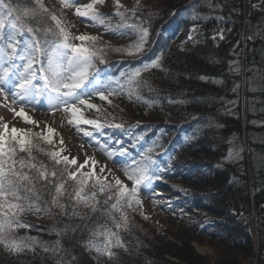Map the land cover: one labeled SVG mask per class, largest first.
Masks as SVG:
<instances>
[{
	"label": "trees",
	"instance_id": "16d2710c",
	"mask_svg": "<svg viewBox=\"0 0 264 264\" xmlns=\"http://www.w3.org/2000/svg\"><path fill=\"white\" fill-rule=\"evenodd\" d=\"M121 1L114 15L125 29L108 31L117 36L111 39L120 40L119 45H102L91 70L106 84L108 96V100L91 96L106 102L104 106L94 103L104 112L92 119L106 125L101 130L93 126L97 140L117 153L123 148L127 167H147L157 183L177 193L175 199L184 209H207L211 216L195 218L202 221L200 232L242 250L251 262L264 264V0L250 2L248 21L244 0ZM5 3L18 10L38 8L36 0ZM41 3L60 16L69 7L60 0ZM22 23L56 31L54 22L39 12L35 19L22 16ZM131 24L147 29L140 51L132 46L141 43L143 34L139 27L126 26ZM195 25L201 29L194 39L189 31ZM223 30L228 37L222 36ZM40 38L56 40L51 33ZM22 39L28 40L29 34ZM158 57L159 67L142 71L140 83H126L128 74ZM41 62L47 63L46 58L41 57ZM116 81L123 90L109 95ZM114 124L123 127L107 126ZM3 125L0 120V131ZM33 140L45 150L33 151L39 161L49 168L64 167L54 165L46 155L54 151L53 142L40 136ZM98 199L96 212L79 207V215H62L53 207L51 213L23 214L21 222L30 227L17 228L10 238L35 237L36 241H29L30 247L19 253L0 244V264H242L231 256L209 260L188 238L157 240L142 224L140 204L124 209L127 228L117 229L113 218L120 221L121 213L111 210L115 201L105 205L104 195ZM65 225L67 233L58 235ZM105 229L117 231L125 245L112 248L116 253L112 259L96 250L106 238L93 232Z\"/></svg>",
	"mask_w": 264,
	"mask_h": 264
},
{
	"label": "snow or ice",
	"instance_id": "6c2138e0",
	"mask_svg": "<svg viewBox=\"0 0 264 264\" xmlns=\"http://www.w3.org/2000/svg\"><path fill=\"white\" fill-rule=\"evenodd\" d=\"M61 2L64 7L69 6L68 0H61ZM36 3L37 9L18 10L14 9L10 3H5V0H0V94H4V99L7 102V95L10 93L11 103L22 105L19 112L12 109L16 116L23 118L27 123H36L27 116L23 106L31 105L34 97L41 94V89L34 84L37 77V69L34 66L38 65L39 71L43 73L44 89L49 92V100L56 101L58 105L63 106L66 113L70 114L69 123L77 127L83 123L94 126L97 130L105 128L106 125L99 119H83L81 108L77 107V104L86 105L89 109L101 111L97 105L89 103L86 99H81V92L77 91L84 89L85 82L88 81L94 67L93 59L100 56L102 52V49L96 47L99 38L82 34L75 37L81 41L80 44L69 43L70 34L62 21L54 12H50L41 3V0H36ZM102 3L104 0H91L87 4L77 6L75 12L82 18L98 20L100 24H104L105 20L96 8L97 4ZM116 6L118 10L122 7L119 0H116ZM37 12L45 14L48 19L54 22L56 31H53L52 28H34L22 23V16L35 19ZM14 13L21 14L14 15ZM116 14L124 15L119 11ZM132 15H136L134 10ZM126 26L140 28L143 34L141 43L132 47L136 51L142 50L143 37L148 34L147 29L139 24ZM25 33L29 34L28 40L22 39ZM49 33L56 37L55 41L50 43L46 38H40L41 34L46 37ZM118 50L123 51V49ZM129 54L134 53L129 52ZM41 57L46 58V65L41 62ZM17 60L21 63L17 64ZM159 61L158 57L151 65H145L144 68L131 72L127 75L126 83L128 85L140 83L138 78L141 76V72L147 71L149 67H159ZM116 85L117 87L112 89L109 95L119 94L123 90V85L119 81H116ZM5 86H8V93H5ZM105 90L102 87L88 92L86 95L89 97L96 95L101 100H108ZM107 126L123 127L122 124ZM53 132L52 128H48V134L43 137L49 144L52 143ZM37 135L39 134L32 133L30 129L25 130L15 126L9 133L6 123L3 125V130L0 131V244L13 253L23 252L30 247L29 241H36L35 237H23L19 241L10 238L17 228L30 227L29 224L21 222L20 217L23 214L27 212L33 214L51 213L53 207L59 209L62 215H79L77 211L79 207L96 212L99 210L97 206L100 204L98 199L100 195L106 197L105 205L110 201H115L111 203V210L121 213L120 221H115L113 218L115 227L120 229L123 226L126 229L127 214L124 209L132 208L133 203H142L138 199L141 185L151 191L148 185L153 177L149 175L148 168H137L132 171L125 169L126 178L133 185L131 189L119 178H115V183L112 184L106 177L97 176L95 174L97 162L92 158L86 157L84 163L80 164L75 171H69L68 166L77 165L78 161L74 157L69 159L68 156H61L63 149L47 152L46 155L54 162V165L63 164L64 167L49 168L33 155L34 150L45 151L38 143L34 142L33 137ZM83 135L92 137L93 132L84 131ZM101 148L103 150L106 145H101ZM20 153L25 155L22 156ZM124 153L123 148L118 153L107 151L110 158H115L117 155L123 156ZM114 162H116L115 159ZM89 164L92 166V171H81ZM100 171L103 172L104 169L101 168ZM155 178L160 179L158 176ZM111 210L108 211V214H111ZM68 230V226L65 225L64 232L57 234H66ZM96 235L105 236L103 247L97 246L96 250L109 259L116 255L112 248L125 247L117 231L105 229L103 232H93V236Z\"/></svg>",
	"mask_w": 264,
	"mask_h": 264
},
{
	"label": "rangeland",
	"instance_id": "374dc122",
	"mask_svg": "<svg viewBox=\"0 0 264 264\" xmlns=\"http://www.w3.org/2000/svg\"><path fill=\"white\" fill-rule=\"evenodd\" d=\"M61 1V0H60ZM259 0H254L257 2ZM91 0H68L69 7L65 11L63 16H60V20L65 21L66 29L70 34L69 43L80 44L81 41L75 39L82 34H87L91 36H96L99 40L96 42L97 48H102L104 44H110L117 48L119 41L117 39H111L117 37L113 32H121L125 29L122 23L116 22L115 17V7L116 0H104V3L97 4L96 8L99 13H102V18L105 20L104 24H100L98 20H93L90 18H82L78 16L75 12V8L79 5L87 4ZM119 2H122L119 0ZM124 2V1H123ZM244 10L246 13V20L249 19L250 13V2H244ZM74 33H70V31ZM190 33V36L195 33L196 30H200L199 25H195ZM222 36L228 37L227 30H223ZM91 43V42H87ZM17 64L21 61L17 60ZM37 75H39L37 73ZM39 77H36V85L40 88ZM100 82L96 78H92L90 84L94 85V89L107 88L106 84H99ZM98 86V87H97ZM87 90V88L85 89ZM93 92V91H92ZM5 93H8V86H5ZM85 99L89 103H97L98 98L85 96ZM12 96L10 93L7 95V102L4 99V94H0V120L3 124L8 125V131H11L13 126L17 128H23L25 130L35 131L37 136L44 137L47 135V129L52 128L54 130L52 134V142L55 147V151H61V156H68L69 159L76 158L77 165H69V171H75L80 164H83L86 157L94 159L97 163L95 166V174L101 178H107V180L114 184L115 178H119L127 185L130 189L133 187L132 182L128 181L125 176V169L132 171L129 166L127 167L120 155L115 158H110L107 155V150L102 151L100 147L95 143L92 137H85L83 135L84 131H89L93 126L85 125L81 123L79 127L72 123H69L71 119L70 114L63 110L62 105H58L56 101L47 100L43 102L40 97H34L33 103L31 105L23 106L24 112L32 121L36 123H27L25 120L19 116H16L12 109L19 112L22 105L19 103L12 104ZM71 102V101H70ZM7 103V106L5 104ZM100 105H106V102L99 101ZM97 103V104H98ZM98 104V105H99ZM77 107L81 108V113L83 119H92L96 113L104 112V107H98L101 111L96 109H89L87 106H82L77 104ZM67 140H66V139ZM63 141V143H61ZM78 150V151H76ZM114 159L116 162H114ZM101 168L104 171H110L109 174L101 172ZM81 171L90 172L92 171V166L89 164ZM151 176V175H150ZM168 178V177H167ZM169 179V178H168ZM172 179V178H170ZM147 183V182H146ZM149 190H146L144 185L139 187L138 199L142 202L140 204L143 214L144 221L142 224L146 225L151 233L157 237V240H168L175 236L184 237L191 239V244L194 246L195 250L199 254H203L209 258V260H215L218 257L231 256L235 257L242 264H255V261L251 262L250 257H246L244 252L237 248H229L222 242L214 239L212 235H208L199 231V224H201L197 217H207L211 216L210 212L204 208H186L178 205L175 194L169 185H160L155 182L152 178L150 184L148 185ZM172 192V194H171ZM179 208H183L180 210ZM236 216V214H235ZM147 217V218H146ZM152 240L153 238H149ZM165 243V242H160ZM168 243H165L167 245ZM171 244V243H170ZM203 248V249H202ZM168 256V255H167ZM172 259H176L172 257Z\"/></svg>",
	"mask_w": 264,
	"mask_h": 264
},
{
	"label": "bare ground",
	"instance_id": "6f19581e",
	"mask_svg": "<svg viewBox=\"0 0 264 264\" xmlns=\"http://www.w3.org/2000/svg\"><path fill=\"white\" fill-rule=\"evenodd\" d=\"M233 1V0H232ZM244 2H254V0H244ZM245 16H246V13H245ZM245 16H244V18H245ZM245 20H246V18H245ZM190 33H191V31H189ZM190 33H189V35H190ZM193 35V37H194V39H195V36H194V34H192ZM66 139V138H65ZM67 140V139H66ZM53 148H54V151H55V147L53 146ZM76 151H78V150H76ZM104 173H106V174H109L110 173V171H104ZM203 249V248H202Z\"/></svg>",
	"mask_w": 264,
	"mask_h": 264
}]
</instances>
